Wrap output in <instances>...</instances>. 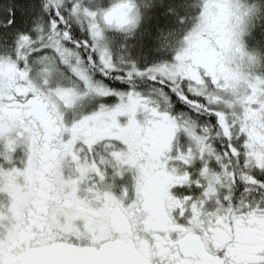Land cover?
Masks as SVG:
<instances>
[{
	"label": "snow or ice",
	"instance_id": "obj_1",
	"mask_svg": "<svg viewBox=\"0 0 264 264\" xmlns=\"http://www.w3.org/2000/svg\"><path fill=\"white\" fill-rule=\"evenodd\" d=\"M0 264H264V0H0Z\"/></svg>",
	"mask_w": 264,
	"mask_h": 264
}]
</instances>
